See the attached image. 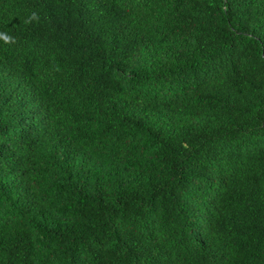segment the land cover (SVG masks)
Segmentation results:
<instances>
[{
    "label": "trees",
    "instance_id": "1",
    "mask_svg": "<svg viewBox=\"0 0 264 264\" xmlns=\"http://www.w3.org/2000/svg\"><path fill=\"white\" fill-rule=\"evenodd\" d=\"M0 264H264V0H0Z\"/></svg>",
    "mask_w": 264,
    "mask_h": 264
}]
</instances>
